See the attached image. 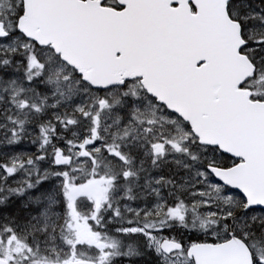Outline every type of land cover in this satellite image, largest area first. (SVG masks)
<instances>
[{"label": "snow or ice", "instance_id": "snow-or-ice-1", "mask_svg": "<svg viewBox=\"0 0 264 264\" xmlns=\"http://www.w3.org/2000/svg\"><path fill=\"white\" fill-rule=\"evenodd\" d=\"M0 264H264V0H0Z\"/></svg>", "mask_w": 264, "mask_h": 264}]
</instances>
